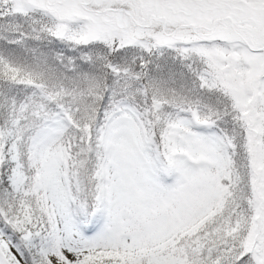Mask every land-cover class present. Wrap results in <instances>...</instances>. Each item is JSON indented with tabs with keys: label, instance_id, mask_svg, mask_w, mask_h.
<instances>
[{
	"label": "snow or ice",
	"instance_id": "snow-or-ice-1",
	"mask_svg": "<svg viewBox=\"0 0 264 264\" xmlns=\"http://www.w3.org/2000/svg\"><path fill=\"white\" fill-rule=\"evenodd\" d=\"M0 264H264V0H0Z\"/></svg>",
	"mask_w": 264,
	"mask_h": 264
}]
</instances>
